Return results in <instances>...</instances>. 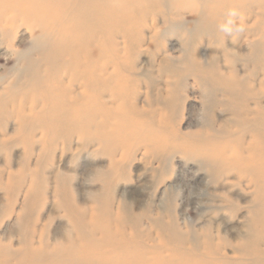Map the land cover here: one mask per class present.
Masks as SVG:
<instances>
[{
  "label": "rangeland",
  "instance_id": "obj_1",
  "mask_svg": "<svg viewBox=\"0 0 264 264\" xmlns=\"http://www.w3.org/2000/svg\"><path fill=\"white\" fill-rule=\"evenodd\" d=\"M135 2L71 78L0 0V264H264V0Z\"/></svg>",
  "mask_w": 264,
  "mask_h": 264
},
{
  "label": "bare ground",
  "instance_id": "obj_2",
  "mask_svg": "<svg viewBox=\"0 0 264 264\" xmlns=\"http://www.w3.org/2000/svg\"><path fill=\"white\" fill-rule=\"evenodd\" d=\"M16 1L29 4L32 8L33 6L40 7L39 9L35 7L37 17L35 14H30V12L25 14L33 17L31 20L36 22V26L44 25L50 30V33L44 35H46L49 45L57 52H51V48L41 49L39 55L42 60L41 63L44 62L45 68H72L67 70L75 73L70 74L71 78L95 76V72L91 70V50L86 54L85 48L92 45L96 55L103 58L107 37L114 30H125L123 34L125 38H131L130 28L128 27L132 24L133 19L129 12L130 7L138 2H135L136 0H44L46 1V4H44L43 0ZM60 8H65L67 10L65 11L66 14L61 16ZM98 64V60H95L93 66L96 67ZM81 70L85 74L79 76L76 72L82 73ZM99 71L101 73L105 72L103 65L99 67ZM36 72L40 73V65L36 67ZM53 78H56V82L59 83L60 78H58L57 73ZM89 82L94 86L93 82L85 80V88H90ZM68 106L77 109L81 105L76 100H70ZM249 126L255 128V131L259 126L261 127V133L256 131L255 135L260 137V141L264 145V109L260 113L254 114V119L247 120V127ZM75 127L77 126L75 125L73 128ZM2 250L3 248L0 247V252Z\"/></svg>",
  "mask_w": 264,
  "mask_h": 264
}]
</instances>
